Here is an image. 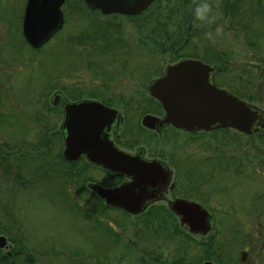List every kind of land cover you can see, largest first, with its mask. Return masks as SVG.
Listing matches in <instances>:
<instances>
[{
	"label": "rangeland",
	"instance_id": "obj_1",
	"mask_svg": "<svg viewBox=\"0 0 264 264\" xmlns=\"http://www.w3.org/2000/svg\"><path fill=\"white\" fill-rule=\"evenodd\" d=\"M26 2L9 0L7 44L17 50L7 53L9 65L0 71L6 81L0 85V235L10 237L14 258L8 261L264 264V134L224 129L194 136L192 144L203 154L210 143L234 153L227 172H213L210 161L202 160L190 176L188 171L181 178L179 171L176 177L174 194L198 201L212 216L211 232L194 236L166 210V201L134 217L104 211L92 194L70 195L84 166L61 160L63 113L51 102L58 91L99 99L120 77L122 90L134 95V83L143 90L170 63L191 56L216 68L218 86L264 109V0H211L217 17L212 24L195 17L206 0H156L138 17L103 15L84 0H66L65 26L39 50L20 34ZM101 49L92 59L86 54ZM128 53L136 55L135 72H119ZM88 89L92 93L85 94ZM113 105L122 112L127 107ZM146 109L137 105L131 117L140 121ZM6 251L0 250L3 260Z\"/></svg>",
	"mask_w": 264,
	"mask_h": 264
},
{
	"label": "water",
	"instance_id": "obj_2",
	"mask_svg": "<svg viewBox=\"0 0 264 264\" xmlns=\"http://www.w3.org/2000/svg\"><path fill=\"white\" fill-rule=\"evenodd\" d=\"M87 6L103 15L138 16L155 0H85ZM65 0H28L24 35L33 48L43 47L64 25L62 6ZM213 68L202 61L184 59L170 65L165 74L149 87L152 97L163 106L162 119L147 115L143 125L163 128L167 124L193 133L234 129L246 135L264 134V109L240 99L217 86ZM52 105L63 106L61 126L65 138L64 156L78 160L86 156L96 165L130 181L105 189L91 184L90 189L109 207L139 216L147 207L161 200L167 191L172 172L162 163L147 161L116 148L110 140L119 113L96 101L72 103L63 93L52 97ZM181 226L192 235L206 236L212 229L211 214L200 203L177 198L168 203ZM7 239L0 237V249ZM204 264H213L205 262Z\"/></svg>",
	"mask_w": 264,
	"mask_h": 264
},
{
	"label": "flooded vegetation",
	"instance_id": "obj_3",
	"mask_svg": "<svg viewBox=\"0 0 264 264\" xmlns=\"http://www.w3.org/2000/svg\"><path fill=\"white\" fill-rule=\"evenodd\" d=\"M66 2V0H65ZM27 3L28 0L25 4L24 8V14H23V20H22V29H21V35L24 39V41L31 47L32 45L27 41L25 35H24V21H25V15H26V8H27ZM63 8V7H62ZM11 11L10 5H9V0H0V71L4 72L5 67L9 65V55L7 54L8 52L11 51V53L16 52L15 44L8 49V29H9V13ZM63 11V10H62ZM146 12V11H145ZM144 12V13H145ZM65 12L63 11V16H64V26H65ZM143 14V13H142ZM141 14V15H142ZM140 16V15H139ZM131 17H138V16H131ZM63 26V27H64ZM63 29V28H62ZM67 42V40H66ZM35 49V48H33ZM41 49V48H39ZM35 49V50H39ZM103 52V49L101 51L96 52L95 54L91 53H86L87 56L92 59V57L99 55ZM7 54V55H6ZM135 54L128 53V56L126 57V62L128 63L126 69L122 68V65H120V71L122 73L126 72H135L134 69L132 68V62L135 59ZM184 59H195V57H184L181 60ZM87 60V59H86ZM179 60L178 62H180ZM178 62H172L170 63L166 69L162 72L160 76H158L155 80L161 78L167 68L170 65L177 64ZM5 65V67H3ZM212 67V66H211ZM213 68V72L211 74V78L213 79V82L218 86L217 81H216V74L217 70L215 67ZM95 69V68H92ZM122 76V75H121ZM121 78V77H120ZM120 78L117 82H113L108 84L106 87L108 90L107 95L104 97H101L98 99L97 97L93 96H85L84 98H71L67 97V100L72 103H78L82 101H96L101 104H104L105 106L116 110L119 113L118 121L116 128L113 130L112 128V134L111 132L109 133L110 135V140L114 143L117 149H119L122 152L132 154V155H137L140 158L147 160V161H156L162 163L166 168H168L172 172V177L171 181L169 184V187L163 197L161 198L160 201L153 203L147 207V210L154 209V206L166 201L167 203V210L168 208V203L170 201H173L177 198H185V197H179L174 194L175 191L178 189V186L176 185V177L179 173V177L181 178H186L188 175L189 171V176L191 172H193L194 169H197V166H199V163L204 160V161H210L213 169V172L216 171L219 167L224 171L227 172L229 170L230 165L228 164L230 161L234 162V153L222 148L220 145L210 143L206 149L208 152H205L204 154L202 153L201 147L198 146V148L194 147V143L196 142V139L194 136L201 132H206V131H201V132H190L184 129L177 128L173 126L172 124H167L163 128H148L143 125V119L147 115H151L154 117H157L159 119L164 118L165 113L162 104L160 101H158L156 98L152 97L150 92H149V87L151 84L155 81H152L147 87H145L143 90L138 89V81L133 84V88L136 90L134 92V95L127 94L125 93L120 84ZM4 80L0 81V85L4 84ZM140 84V83H139ZM128 87V86H127ZM220 87V86H219ZM224 89L223 87H220ZM93 90H97L96 87ZM105 90V88H104ZM227 90V89H225ZM228 91V90H227ZM63 93L62 91H58L57 93ZM138 92H143L139 94ZM148 92V93H147ZM230 92V91H229ZM87 93H92V90L88 89L85 91V94ZM146 93V94H145ZM231 93V92H230ZM65 94V93H63ZM144 94V95H143ZM126 103L127 107L123 110H119L118 108L113 105L114 103ZM143 105V107H147L146 113L143 115L142 119L139 121L138 119H135L131 117L133 114L135 108H137V105ZM59 107L63 113V119H64V112H63V106H55ZM1 117V115H0ZM2 119V118H1ZM219 130H224V129H219ZM61 136L63 137V142H64V149L62 153V161L66 163L67 165H75L82 163L84 168L82 172L76 173V179L78 180L77 183H75L74 186H72L71 190L68 192L70 195L78 196L81 197L84 194H92L95 197H97V194L90 189L91 184L99 185L105 189H110L113 187H116L124 182L130 181V179L123 177V176H118L117 174L113 173L110 170L105 169L102 166L96 165L91 163L86 156H83L79 158L78 160H69L64 156V150H65V138L63 135V131L61 128ZM218 131V130H214ZM181 135L183 139H181ZM170 136V138H167L165 140V137ZM175 137H180V140L177 141ZM152 138V139H151ZM151 139V140H150ZM153 139H158L160 142L159 143H153ZM194 139V140H193ZM194 147V148H193ZM220 150H218V148ZM1 151V149H0ZM3 152V151H1ZM0 152V153H1ZM4 158V157H3ZM4 162V160H3ZM234 164V163H233ZM232 164V165H233ZM224 165L225 167H223ZM190 166H193L192 169H189ZM194 168V169H193ZM200 168V166H199ZM238 167H236V171H238ZM243 171V170H242ZM241 171V172H242ZM85 181H88V185L79 188L78 185L83 184ZM177 188V189H176ZM178 191V190H177ZM98 198V197H97ZM99 199V198H98ZM187 199V198H185ZM100 200V199H99ZM193 200V199H189ZM101 201V200H100ZM196 201V200H194ZM198 202V201H196ZM170 211V210H169ZM171 212V211H170ZM172 213V212H171ZM4 236V235H0ZM7 241L4 246V248L0 250H7V255L5 256L6 260H12L14 252L12 251L13 248H10V237L8 235L4 236ZM14 247V244H13ZM245 255H247V251L245 252ZM8 257V258H6Z\"/></svg>",
	"mask_w": 264,
	"mask_h": 264
},
{
	"label": "clouds",
	"instance_id": "obj_4",
	"mask_svg": "<svg viewBox=\"0 0 264 264\" xmlns=\"http://www.w3.org/2000/svg\"><path fill=\"white\" fill-rule=\"evenodd\" d=\"M195 17L198 21L202 23L212 24L216 21L217 17L213 14V4L211 0H206V2L199 4L195 9ZM217 34H219L220 29H216ZM206 37L211 39L212 32H207Z\"/></svg>",
	"mask_w": 264,
	"mask_h": 264
},
{
	"label": "trees",
	"instance_id": "obj_5",
	"mask_svg": "<svg viewBox=\"0 0 264 264\" xmlns=\"http://www.w3.org/2000/svg\"><path fill=\"white\" fill-rule=\"evenodd\" d=\"M100 204H102L104 207H103V209H104V211L106 210V211H108V210H110L111 208H109L108 206H106L102 201H100ZM167 210V209H166ZM168 211V210H167ZM144 214H146V213H143L142 215H144ZM148 214V213H147ZM141 216V215H140ZM190 237V236H189ZM19 254H21V252H18V254H17V256L16 257H18L19 256ZM4 260H6V259H4ZM1 257H0V264H15L14 262L13 263H11L10 261H8V260H6V261H4Z\"/></svg>",
	"mask_w": 264,
	"mask_h": 264
}]
</instances>
